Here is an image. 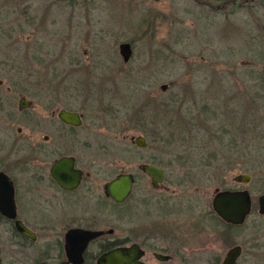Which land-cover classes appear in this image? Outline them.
<instances>
[{"label":"flooded vegetation","instance_id":"flooded-vegetation-1","mask_svg":"<svg viewBox=\"0 0 264 264\" xmlns=\"http://www.w3.org/2000/svg\"><path fill=\"white\" fill-rule=\"evenodd\" d=\"M192 1L205 7L207 23L241 28V24H252L258 36L263 32L264 0ZM228 67L264 64L247 60ZM3 84L0 79V173L5 174L0 175V264H100L104 254L118 248L127 251L131 264L196 262L199 253L208 254L207 264H226L233 250L234 264L251 258L255 264H264V126L260 117L253 121V140L247 144L243 121L236 124L231 117L224 121L219 116L225 111L222 106L202 105L197 118H212L208 126L197 123L207 133L206 140L198 146L201 152L196 161L177 155L174 161L188 168L173 176L168 166L174 161L162 154L134 165L132 147L149 145L144 134L140 133L146 145L135 143L130 135L132 144H125L124 153L117 155L112 145L96 143L98 129L80 127L84 110L54 106L51 96L16 91L10 85L3 88ZM62 109L76 114L79 121L64 120ZM236 112L230 113L235 116ZM224 137L227 150L221 157L215 145L223 143ZM187 148L193 158L196 153ZM148 165L158 167L163 175L149 171ZM194 165L202 176H192ZM120 175L133 178L130 191L121 199L107 191V185ZM143 177L146 184L137 192ZM197 179L206 186H198ZM186 184L202 192L183 191ZM245 191L251 204L243 219L233 220L219 211L221 207L234 214L240 196L230 203L229 195ZM182 235L202 241L199 246L205 247L194 254L181 253L182 246L198 245L182 243Z\"/></svg>","mask_w":264,"mask_h":264},{"label":"rangeland","instance_id":"rangeland-1","mask_svg":"<svg viewBox=\"0 0 264 264\" xmlns=\"http://www.w3.org/2000/svg\"><path fill=\"white\" fill-rule=\"evenodd\" d=\"M204 16L205 7L192 0H0L2 87L84 110L80 127L98 129L96 143L112 145L117 155L132 144L130 135L144 134L149 145L132 147L134 165L155 154L176 161L182 153L196 161L207 137L197 123L212 120L196 116L206 103L222 106L224 121H243L250 144L257 116L264 126V67L228 65L264 64V27L258 36L252 24L207 23ZM122 41L133 45L127 62L119 51ZM224 142L215 145L221 157ZM187 147L197 155L189 156ZM175 161L171 174H183L188 167ZM196 165L190 168L195 178L202 176ZM145 184L143 177L136 191ZM186 185L183 191L202 192ZM189 236L182 235V243L198 245L182 246L181 253L205 247ZM207 255L177 264H207ZM241 264L255 263L251 258Z\"/></svg>","mask_w":264,"mask_h":264},{"label":"water","instance_id":"water-1","mask_svg":"<svg viewBox=\"0 0 264 264\" xmlns=\"http://www.w3.org/2000/svg\"><path fill=\"white\" fill-rule=\"evenodd\" d=\"M119 51L120 54L122 55V58L125 62L129 61V59L132 56L133 53V47H132V43L130 41H122L119 44ZM169 84H161V89L166 90L168 88ZM60 116L67 121H72V122H78V118L76 116V114L72 113V112H68L65 109H62L60 112ZM131 139L139 144V145H146L147 144V139L144 135L142 134H133L131 136ZM148 170L154 173H157L159 176L163 175V171L160 170L158 167L154 166V165H148ZM56 174V173H55ZM0 175H5L4 173H0ZM132 181L133 178L128 175H120L119 177L113 179L108 185H107V191L111 192L115 195L118 196V198H123L125 197V195L130 191L131 189V185H132ZM239 197V201H240V206L239 209H237L236 212H234V214H230L228 213V211L223 210L221 207H218L219 211L225 215L227 218H231L233 220H240L244 218L245 214H247V212L250 209V204H251V200H250V196L249 193L247 191L245 192H240L239 194H234V193H230L229 195V202L230 203H236V201H238ZM234 205V204H233ZM236 207V206H234ZM235 252L234 250L232 252H230L229 257L226 260V264H234V259H235ZM100 264H131L130 261V257L129 254L127 253L126 250L122 249V248H118V249H113L110 252L104 254L100 260H99Z\"/></svg>","mask_w":264,"mask_h":264}]
</instances>
